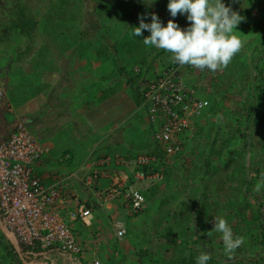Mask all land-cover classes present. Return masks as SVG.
Segmentation results:
<instances>
[{"label":"rangeland","instance_id":"374dc122","mask_svg":"<svg viewBox=\"0 0 264 264\" xmlns=\"http://www.w3.org/2000/svg\"><path fill=\"white\" fill-rule=\"evenodd\" d=\"M224 2L243 17L235 31L244 41V46L227 67L216 71L194 67L188 74L192 88L196 95L204 99L205 106L196 119V130L188 132L181 155L173 156L161 164L163 169L166 166L168 168L164 175L166 179L157 180V187H151L152 190L157 188L156 194L148 197V209L140 217V222L145 225L150 221L162 224L158 227V233L153 236L143 232L145 228L135 234L130 231L124 235L122 239L137 241L136 246L127 248L126 253L115 242L113 248L116 250L110 253L108 264H183L181 258L187 257H181L176 249L180 246L183 237L181 234H184L187 222V235L193 232L192 228H196L201 237L195 247L190 246L188 251L193 247L197 249V253H201L204 247L221 264L225 259L224 264H264V245L261 243L262 246H258L256 243L261 240L259 233L263 221L261 209L264 206L261 202H264V191H254L255 184L264 172V114L258 116L259 111L256 109L259 99L264 104V74L260 82L255 71L257 60L250 56L253 51L261 53L264 50V0ZM167 3L168 0H154V3H146L145 0H0V76L5 82L8 80L3 105L10 108L12 114L16 113L20 117L23 114L31 119L37 103L48 95H54L55 87L44 91L46 86H42V77L46 73L45 65L42 68L41 65L51 61L54 63L56 55L60 54L59 44L50 39L48 30L46 31L49 25L46 16L49 13L73 7L74 12L78 13V22H73V28L81 34L84 43L88 36L94 39L93 44L89 41L85 43L89 48L93 45L94 52L79 51L90 59V66L91 60L102 62L94 71L96 77L100 79L102 75H106L107 80L116 78L122 82L126 79L130 83L131 76L135 74L133 66L131 68V57L134 56L131 53H136L139 49L134 48L136 52H128L124 47L131 41L136 46L137 41L142 43L141 38L131 39L132 27L139 25L140 18L151 22V14L156 13L165 24L169 19H174L178 24H187L186 27L190 23L186 14L178 13L172 17ZM44 28L45 32L42 34L41 30ZM143 33L148 36L150 32L143 30ZM145 49L150 55L155 47L148 49L142 46L143 54ZM99 50L102 53L99 54ZM163 52L167 53L166 50ZM149 55L148 58L151 59L154 54ZM115 56L122 59L118 58L120 61L116 62ZM120 63L125 65L122 72L118 71ZM109 68H112L111 72L103 74ZM257 86L258 92L255 91ZM41 89L44 91L41 92L43 97L38 94ZM111 91L112 89L106 90ZM136 93L133 89L134 95L130 103L134 105L138 104ZM252 93L256 94L254 104H251ZM109 100L99 101L100 107L95 106L96 111L91 115L79 117V125L72 123L62 130L59 123L61 120H58L56 125L48 126L47 129L54 131L59 145L61 141L65 142L66 149L80 150L81 159L87 152L91 154L97 149V145L93 148V142L98 140V145L101 142L106 144L107 132L110 133L115 124H123L122 121V130L128 129L126 144L131 141L129 149L135 155L134 159L137 160L143 151L156 148L155 127L142 125L145 117L143 108L128 107L126 114L122 116L114 117L109 114L110 122L105 125L103 120L106 121L107 116L102 117V120L103 114L100 112ZM22 105L29 107V110ZM6 114L12 120V114L8 111ZM73 118L75 120V116ZM114 136L118 137L117 131ZM148 153L147 151L145 154ZM69 167L73 168L74 165L70 164ZM249 182L250 188L246 186ZM78 190H82V185H78ZM193 216L196 217L194 221L190 219ZM214 217L226 219L233 229V235L244 238L231 257L224 253L222 234L213 229ZM178 225L180 227L176 228ZM74 231L79 229L75 228ZM5 245L6 243L0 244ZM196 256L192 254L193 258ZM99 259L102 264H107L104 257ZM50 262L51 260L49 264ZM46 263L48 264L47 259H43L39 264ZM0 264L23 263L12 252L8 257L3 256Z\"/></svg>","mask_w":264,"mask_h":264},{"label":"crops","instance_id":"0c3cea01","mask_svg":"<svg viewBox=\"0 0 264 264\" xmlns=\"http://www.w3.org/2000/svg\"><path fill=\"white\" fill-rule=\"evenodd\" d=\"M179 25L183 28L186 27L187 24L182 23ZM90 38L91 37L88 36L86 42L89 41L92 43V41L89 40ZM85 43L81 45L77 43L69 51L60 52L59 55H56V79L52 85L44 89V91L47 89L52 90V88L55 87L56 91L53 96L48 95L46 99L42 98L39 103L35 102L37 103L35 108L36 111H34V115L31 119L25 117L26 115L23 114H21V117L16 113L12 114L13 112L10 111V108H6V106L3 105L5 100L0 104V124H2V132L7 131V133H5L6 137L14 130L17 122L21 121L33 132L38 140L48 148L44 153V155L46 154L45 157L35 163V174L47 185L59 181L65 189H69L71 195L72 193L74 194V196L72 195L74 198L70 200V203H67L66 206L63 200L59 202V205L62 208V213L65 218L71 222L74 228L79 229L78 232L81 234V238L86 243L85 245L88 250L84 255L80 256L77 254H67L56 248H38L35 249V253L29 251L33 258L28 256L29 259L27 261L25 260V264L40 263L43 259H47L48 264L50 260V264H88L94 258L99 259L100 257H104V261L108 264L110 261V253L116 250V248H113L115 242L118 246H121L120 250L124 248L126 253L127 248H131L137 244V241L133 242L132 240L118 237V226L121 225L124 227L127 225L128 228L129 226L132 227V234H135L136 231L143 228L146 229H144L143 232L148 233L150 236L158 233V222L155 224L153 221H150L147 225L140 222V217L143 213L135 217L126 216L123 197L115 198L107 203L101 204L97 194H95V191H92V188L87 183L88 176L92 174L94 170H98L101 173L98 181L99 190H105L110 186L112 177L115 173H121L124 178H126L127 188L137 185L133 177V172L137 166L135 163L136 159H134L135 155H133L129 149L131 141L129 144H126V131L128 129L122 130L124 129V121H122L123 124L113 125L112 131H110V133L107 132L106 144L101 142L98 145V140L93 142V148L97 145L95 147L97 149H92L94 152L91 154L88 152L87 155L84 154L85 157L83 159H81L80 150L75 149V151H72L66 149L67 146L64 145L65 142L63 143L61 141V145H59L56 141V134L53 133L54 131L47 129L48 126L56 125L58 120H61L59 123L61 124L62 130L72 123L79 125V117L94 113L96 111L95 106L100 107L99 101L106 102L107 98L108 100L112 98V100H109L104 110L100 112L103 114L101 118L107 116L106 121L102 118L105 125L110 122L109 114L114 117L122 116V114H126L128 105L131 108L136 106L135 109L137 107L141 108L140 105L130 103L134 95V86H132V84L136 85L135 82L127 83L125 79L121 83L119 79L113 78L103 81L96 86V83L99 82V78L96 77L94 71L98 68L97 66L102 65V62L98 63L91 60L92 64L91 66L89 65L90 59L80 51L90 50L94 52V46L91 44L92 46L89 48L85 46ZM157 51L161 52L159 49L155 48L151 54L155 55L158 53ZM162 55L163 56L159 57L161 63L156 66L158 70H154L155 73L162 72L172 61L171 55ZM134 66V69L138 70L140 65L135 64ZM88 69L90 71H88ZM142 69H148V67H143ZM111 70L112 68H109L103 74H109ZM111 85L120 87H118L114 93L106 92V90H109V87H112ZM6 86H8L7 83ZM42 91L41 89L38 93L39 96H42ZM26 108L29 110V107L26 106ZM7 111L12 114V120L7 117ZM73 116H75V120ZM70 117L72 118L70 119ZM142 125H150L146 114ZM116 131L118 132V137L114 136ZM108 139L109 141H107ZM153 149L155 148L143 151L142 154H145L147 151L151 153ZM61 153L62 156L64 155L63 157ZM71 158L72 161L70 162L69 159ZM70 164H73L74 167L70 168ZM75 178H77V180ZM78 185H82V190H78ZM70 194H67L65 198H68ZM79 205H86L92 210L91 215L86 217L85 221L80 218L73 221L69 217L70 211L75 210ZM179 227L178 225L176 228ZM3 233V242L7 243L11 241L10 243L15 245V238L12 234L6 233L4 229ZM118 238L121 240H118ZM6 248H9V246H0L1 255L7 252ZM126 253L125 256L127 257ZM122 259L125 260V257Z\"/></svg>","mask_w":264,"mask_h":264},{"label":"built area","instance_id":"2783aa9c","mask_svg":"<svg viewBox=\"0 0 264 264\" xmlns=\"http://www.w3.org/2000/svg\"><path fill=\"white\" fill-rule=\"evenodd\" d=\"M193 69L191 65L181 66L172 62L161 74L147 82H140L147 117L150 125L155 127L154 140L168 157L183 151L188 132L196 129L192 117L205 106V101L196 95L187 77V73ZM5 95L6 84L0 76V104ZM2 130L0 124V134ZM47 150L21 121L6 138L0 140V244L5 228V232L14 235L23 248L57 247L66 253L83 255L86 243L80 233L74 231L59 205L63 200L66 206L74 194L72 196L59 181L47 185L35 174V163ZM151 159L157 158L152 154L138 156L135 163L141 169L136 167L133 172L136 183L148 180L142 166L148 165ZM100 175L99 171L94 170L88 176L87 183L101 203L123 197L126 214L144 208L145 196L138 188H127L126 178L121 173L113 175L106 190L98 189ZM155 177H159L158 172ZM67 194L71 196L65 198ZM91 213L90 207L79 205L70 211L69 217L73 221L79 218L85 221ZM125 232L124 227L118 226L119 237L124 236ZM90 264L101 263L95 259Z\"/></svg>","mask_w":264,"mask_h":264},{"label":"clouds","instance_id":"9594fccd","mask_svg":"<svg viewBox=\"0 0 264 264\" xmlns=\"http://www.w3.org/2000/svg\"><path fill=\"white\" fill-rule=\"evenodd\" d=\"M145 2L154 3V0H145ZM167 8L172 17L177 16L178 13L186 14L187 20L190 22L188 26L182 28L174 19H169L165 24L156 13H152L151 22H146L143 17L140 18V23L138 26H134L132 35L138 38L143 36V30H148L150 35L143 37V44L166 50L172 54V62L178 65H191L199 70L216 71L221 67H227L244 46V41L235 31L238 30L237 25L243 17L239 12L226 5L224 0H168ZM5 98L6 95L2 102ZM137 187H140L139 183L135 186V188ZM254 191L257 193L264 191V172L261 173L260 180L255 184ZM214 220L213 229L222 234L224 253L231 257L234 251L241 246L244 238L243 236H234L233 229L223 217H214ZM208 235H211V232H208ZM19 246L21 245L19 244ZM40 249L48 248L40 247ZM56 249L58 248L56 247ZM77 255L82 256L81 254ZM95 259L97 258L88 264ZM195 259L196 264H208L211 256L207 251H202ZM100 263L102 264L101 260Z\"/></svg>","mask_w":264,"mask_h":264},{"label":"trees","instance_id":"16d2710c","mask_svg":"<svg viewBox=\"0 0 264 264\" xmlns=\"http://www.w3.org/2000/svg\"><path fill=\"white\" fill-rule=\"evenodd\" d=\"M120 4L124 5V2H121ZM46 17H47L46 20L49 23V25L46 28V31L48 30L47 33L50 36V39H53V41H55L56 43L59 44L60 52L69 51L77 43H78V45H81L82 43H84V41L81 40L82 39L81 38V34L77 30H75L74 29L75 27L73 26V22L75 24L78 22V13L74 12L73 7L72 8H68V9L61 8L60 10H56L53 13L52 12L49 13ZM132 30H133V27H132ZM41 31H42V34H43L45 32V28L42 29ZM70 31H74V32L71 33ZM69 33H71V34H69ZM148 35H150V33ZM144 36H147L146 33H143V36L138 37V38L133 36V35H131V39H133V38H137V39L141 38V40H142ZM89 40H91L92 44H93L94 39H89ZM131 42H127L125 47H124V49H126L128 52H130L131 50L135 51V49H139V50H137V52L135 51L136 53H133V52L131 53V56L134 54V56L131 57L132 58L131 68H132V66L134 68L135 64H138L140 66H139L138 70H135V69L133 70L135 72V74L133 76H131L130 83H133V82L136 83V85L132 84V86H134V90L137 92L135 94V96L137 98V102H138L137 105H140L141 108H143L146 111L145 114H146V117H147L148 116L147 106L144 104V101H143L142 84L140 82H144V81L147 82L148 80L156 77L158 74H161L164 70L162 72H160V73H157V72L155 73L154 72V70L155 71L158 70L156 68V66H157L156 63H159V64L161 63L160 62L161 60H159V57L162 54H165L166 56L172 55V54L169 53V52L164 53L163 49H161V52H160L159 55L155 54L153 56V58L149 60L148 55H149L150 52L147 53V50L145 49V54H143L141 52L142 51L141 48H142V46H144V48H148V49L151 48V47L145 46L143 44V40H142V43L137 41V46L135 44L133 45ZM107 49L110 50L109 47H107ZM140 52H141V54H140ZM100 53H102L101 50H99V54ZM107 55H108V53H107V50H106V56ZM37 56H39V55H37ZM48 56L49 55H47V58H48ZM250 56H251V58L257 60L255 71L258 73L257 76L259 77L260 82H261V80L263 79V74H264V50L261 53L260 52L255 53L253 51ZM118 58L122 59V57H120V56L119 57L115 56L114 60L116 62L120 61V59L117 60ZM45 60H47V59H45ZM157 60H158V62H157ZM54 63H52V61H51L50 63L49 62L48 63H43L41 65V68L44 67V65H45V71L44 72L46 73V75L43 77V80H42V84H43L44 87L45 86L48 87V86L52 85L53 82L56 79V71H55ZM121 63H120L119 68H118L119 72H122V70H125L124 69L125 65L122 66ZM170 64H172V61L168 64V66ZM168 66H166V68H168ZM143 67H148V69H142ZM190 72L191 71H189L187 73V77H188V74ZM106 80H107V76L106 75H102L101 78L99 79V82L96 83V86H98L97 84H99V83L101 84L103 81H106ZM111 86L112 87H109L110 90L112 89V91L110 93H114L117 90V88L120 87V86H114V85H111ZM259 86H260V84H259ZM259 86L256 87V89H255L256 92L259 91ZM255 95H256L255 93H252V95H251L252 96L251 104H254L253 98L255 100V98H256ZM128 107H129V105L127 106V108ZM256 109L259 111L258 116H259V114H260V116H263V114H264V104H262L260 99L258 100V103L256 105ZM202 111H203V109L199 113H197L195 116L192 117V120H193L194 124H197L196 119L199 118L200 113ZM5 133H7V131L6 132H2L0 134V140H3L4 138H6V134ZM241 135H243V134L241 133ZM187 136H189V135L187 134ZM148 154L149 155H151V154L153 155L154 154L157 157V159H155V160L151 159L148 165H143L142 166L143 167L142 169L145 172L146 176L148 177V180L145 183L144 182H137V183L140 184V187H137V188L145 196V205H144V208H141L138 211L133 212V214H126L127 217H135L136 215L138 216V215L144 213L148 209L147 208L148 197L155 196L156 191H157V188L155 190L154 189L152 190L151 187L157 185V183H158L157 180H159V179L163 180V178L166 179L164 177V175L167 174V170H166L167 166L166 167L164 166L165 167L164 168L165 170H164L162 168L161 164L166 162L167 159L173 157V156H171V157L166 156V154L163 152V150L161 149V146L158 145V143H157V147L155 149H153V151L151 153H148ZM180 155H181V153H179L178 155H175V156H180ZM137 167H138L137 169H141V167L140 168H139V166H137ZM157 172L159 173V177L156 178L155 175H157ZM147 182H148V185H145ZM167 182H168V180H167ZM250 182L246 184V186L249 187V188H250ZM101 204H104V203H101ZM261 204H262V206H264V202H261ZM261 214H262L261 218L263 220L261 222L262 227H261V231L259 233V236L261 237V240L259 242H257L256 239H255V241H256L258 246L264 245V218H263L264 217V209H261ZM188 218H190V217H188ZM195 218L193 216L190 219H192V221H194ZM156 224H157V222H156ZM161 224H162V222H158V227H160ZM185 226H186V230L185 231L183 230L184 234H181V237L183 236V237H185V239L182 237V239H181V241L179 243L180 246L176 249V252L179 253V255L181 257H187V259L181 258V261L183 260L182 261L183 264H196V259H195L196 257L193 258L192 254L199 255L200 253H197V249L196 248L192 247L191 251H188V249L190 248V246H194L195 247L196 242L198 240H200L201 237H200V234L197 233V231L195 230L196 228H192L191 230L193 232L191 234L187 235V229L189 228L188 227L189 226L188 222L185 224ZM185 226H184V229H185ZM124 228L126 230L124 235L129 234L130 231L132 232V227L129 226V228H128L127 225H126V226H124ZM165 234H168V233H165ZM253 240H254V237L252 238V241ZM10 242L9 241L7 243L5 242L6 245H9V248H6L7 252L2 253V255L0 254V257H1L0 259H2V257L5 256V255L8 257L13 252V253H15L16 258L18 259V261L20 263L25 264L24 263L25 260L27 261L29 259L28 256H31L33 258V256L30 255L29 251H32V252L35 253L36 252L35 249H38V247L35 248V249H33V248H23L22 246L13 245ZM5 243L3 242L1 244L4 245ZM261 243H262V245H261ZM53 248H56V247H51V248H48V249H53ZM203 251H207V250L203 247ZM260 251H261V249H260ZM19 252L22 253V257L20 256ZM262 252L264 253V249H262ZM208 253L211 256V259L208 261V263L221 264V262H218L217 258L214 255H212V253H210V252H208ZM226 260L227 259L224 260V263H225ZM253 260L256 261V258H253ZM257 264H259V263H257Z\"/></svg>","mask_w":264,"mask_h":264},{"label":"water","instance_id":"95a60500","mask_svg":"<svg viewBox=\"0 0 264 264\" xmlns=\"http://www.w3.org/2000/svg\"><path fill=\"white\" fill-rule=\"evenodd\" d=\"M2 226V225H1ZM3 227V226H2ZM4 228V227H3ZM4 230H5V228H4ZM14 238H15V236L14 235H12ZM15 245L16 246H19V244H18V242H17V240H16V238H15ZM19 254H20V256L22 257V253L21 252H19Z\"/></svg>","mask_w":264,"mask_h":264}]
</instances>
